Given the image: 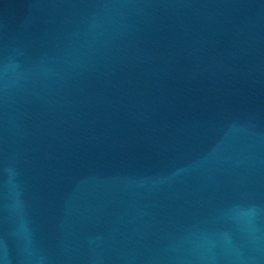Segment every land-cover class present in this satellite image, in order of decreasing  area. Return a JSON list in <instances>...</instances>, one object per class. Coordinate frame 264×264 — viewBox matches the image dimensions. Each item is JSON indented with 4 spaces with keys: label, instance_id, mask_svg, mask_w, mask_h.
<instances>
[{
    "label": "water",
    "instance_id": "water-1",
    "mask_svg": "<svg viewBox=\"0 0 264 264\" xmlns=\"http://www.w3.org/2000/svg\"><path fill=\"white\" fill-rule=\"evenodd\" d=\"M0 264H264V0H0Z\"/></svg>",
    "mask_w": 264,
    "mask_h": 264
}]
</instances>
